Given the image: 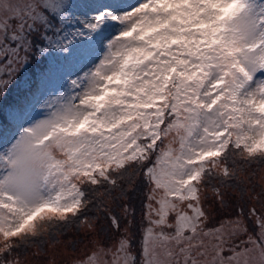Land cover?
Instances as JSON below:
<instances>
[{"label":"snow or ice","instance_id":"1","mask_svg":"<svg viewBox=\"0 0 264 264\" xmlns=\"http://www.w3.org/2000/svg\"><path fill=\"white\" fill-rule=\"evenodd\" d=\"M2 112L0 264H264V0H0Z\"/></svg>","mask_w":264,"mask_h":264},{"label":"rangeland","instance_id":"2","mask_svg":"<svg viewBox=\"0 0 264 264\" xmlns=\"http://www.w3.org/2000/svg\"><path fill=\"white\" fill-rule=\"evenodd\" d=\"M59 94H60V90H56L53 93H51V96H57ZM48 98L49 97H45V99H48ZM41 117H42V113L38 112L37 118H41ZM0 123H1L0 124V149H4L7 146H9V143L10 141H12L14 134H18V133H17L16 127L9 120L6 112L0 113ZM7 127H9V129ZM261 175H264V172H260L259 170H257V180H259ZM257 191H259V188H257ZM139 207L140 205L138 203L136 205L137 224H139V220H140ZM100 238L105 239V234L102 233L100 235ZM60 239H62L65 243L61 244L56 249H51L47 246V244H45L44 248H45V251L47 252V255L35 257L34 264H49V262L52 261L53 259H55L57 262H60V264H62V262L70 261L73 255L79 254L80 250L84 247L85 244H87V239L83 233L77 234L75 232L70 231L68 235L63 236ZM72 240L76 241L75 246L69 243V241H72Z\"/></svg>","mask_w":264,"mask_h":264},{"label":"bare ground","instance_id":"3","mask_svg":"<svg viewBox=\"0 0 264 264\" xmlns=\"http://www.w3.org/2000/svg\"><path fill=\"white\" fill-rule=\"evenodd\" d=\"M4 123H5V122H4ZM0 124H1V123H0ZM6 124H7V123H6ZM11 126H12V125H11ZM7 128L9 129V127H7ZM7 128H6V129H7Z\"/></svg>","mask_w":264,"mask_h":264},{"label":"trees","instance_id":"4","mask_svg":"<svg viewBox=\"0 0 264 264\" xmlns=\"http://www.w3.org/2000/svg\"><path fill=\"white\" fill-rule=\"evenodd\" d=\"M4 141V140H3ZM139 202L136 203V205L138 204Z\"/></svg>","mask_w":264,"mask_h":264}]
</instances>
